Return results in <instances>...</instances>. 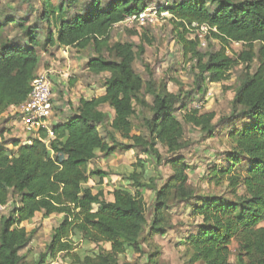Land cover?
<instances>
[{
  "label": "trees",
  "instance_id": "16d2710c",
  "mask_svg": "<svg viewBox=\"0 0 264 264\" xmlns=\"http://www.w3.org/2000/svg\"><path fill=\"white\" fill-rule=\"evenodd\" d=\"M20 1L30 12L15 16L0 10V116L27 100L42 66L41 51L57 46L92 49L86 68L106 75L105 94L81 98L66 119L52 124L54 137L41 130V137L30 143L14 138L0 142V204L8 208L0 216V264H48L61 255L69 264H130L122 260L127 253H143L141 238L147 226L146 240L165 235L172 228L169 209L178 204L201 219L186 236L189 263L264 264V0L158 4L170 13L184 57L192 62L199 93H205L208 84L229 79L236 67L244 69L229 115L223 119L230 144L224 155L227 164L214 166L209 178L217 184L226 179L233 198L197 193L189 183L191 166L183 154L189 143L176 113L185 110L184 122L205 134L217 127L215 114L188 110L191 92H172L154 78L144 61L146 44L153 43L146 32L139 43L111 41L116 25L156 0H61L55 8L46 0L41 11L33 0ZM201 24L215 28L206 51L193 31ZM233 43L242 49L231 55ZM137 60L143 62L148 80L135 69ZM106 105L114 110L113 117L104 110ZM117 151H136L129 174L90 168L99 152L110 156ZM149 161H154L157 173L149 172ZM164 164L170 165L172 174L159 186L158 166ZM113 176L122 181L113 188L110 201L103 184ZM91 179L95 185L89 184ZM147 190L156 194L150 224ZM37 213L63 217L45 249L28 259L21 251L36 230L28 231L23 223ZM234 243L236 263L231 262Z\"/></svg>",
  "mask_w": 264,
  "mask_h": 264
},
{
  "label": "rangeland",
  "instance_id": "374dc122",
  "mask_svg": "<svg viewBox=\"0 0 264 264\" xmlns=\"http://www.w3.org/2000/svg\"><path fill=\"white\" fill-rule=\"evenodd\" d=\"M166 0H156L152 6L164 3ZM35 8L42 10V6L47 4L46 0H33ZM50 2V3H49ZM48 5L52 4L55 8L61 0H49ZM151 7V6H150ZM0 10L4 13L10 12L15 16H21L28 12L30 9L26 6V2L20 0H0ZM51 10V9H50ZM30 12V11H29ZM146 34L153 40L151 45L146 44V53L144 54V61L150 65L154 73V78L159 83H164L172 92H182L187 94L192 93V97L188 99V110L196 108L199 104L200 115L215 114L214 122H218L217 127L211 134H205L200 128L184 122L183 116L185 110H178L176 115L183 121L185 128V138L188 141L187 148L183 151L186 159L191 166L187 173L189 176V183L197 191V193H216L223 194L229 198H233L228 181L225 179L222 184L211 182L209 178L213 175L214 166H222L227 164L225 160V152L230 149V144L227 139V131L223 128V119L229 115L230 102L235 95L236 88L240 84L244 69L238 66L230 73L229 79L221 83H212L206 85L207 91L199 93L195 84V72L192 62L185 59L183 49L178 43L177 30L170 17L160 19L158 22L140 26L138 24L130 25L122 22L116 25L112 31V43L133 41L140 42V36ZM191 37H194L191 35ZM209 42V41H208ZM216 48H219L217 41H213ZM209 46L202 47L201 50L206 51ZM242 45L233 43L229 50L231 55L239 52ZM43 55L42 66L39 72L49 71L50 68L56 66L57 73H49L57 77V81H53L54 89V112L50 118L49 124L58 121L57 117H64L68 112L76 108L77 101L81 97L90 98L97 91L103 87L105 74L95 75L86 69L87 59L90 55L94 54L92 49L84 51H77L76 48H69L68 55H64L61 47L49 48L46 51H41ZM66 56L69 59H66ZM70 65H67V63ZM78 63V64H77ZM135 69L142 75L145 80H148V72L143 65L142 61L137 60L134 64ZM66 67L65 71L62 68ZM55 70V69H54ZM63 72L67 73L64 75ZM37 73V74H38ZM71 80H74V85H71ZM148 100L152 102L151 96ZM76 103V104H75ZM105 111L110 113L111 117L114 116V110L109 106L103 107ZM142 121L138 118L135 120V125L139 127ZM137 132V131H136ZM138 133V132H137ZM3 134V136H2ZM2 136V138H1ZM23 130L22 123L17 116L16 107H11L6 114L0 116V142H9L11 139H20L23 141L29 138ZM12 148V145H8ZM160 150L165 155V149L160 147ZM138 153V152H137ZM136 151H117L116 155L111 157L105 156L100 152L90 168L98 167L104 168L110 173L129 174L132 164L136 162ZM133 162L131 165L130 162ZM154 161H149L146 166L149 167V172L157 173L154 170ZM130 166V167H129ZM244 166V165H243ZM126 168L128 171H126ZM133 170V168H132ZM116 171V172H115ZM158 171L162 178L158 181L161 186L168 177L172 174L170 165H159ZM238 171H243L242 165L238 167ZM119 177V176H118ZM114 178V177H113ZM112 178V179H113ZM120 178L116 179L119 184ZM108 181V180H107ZM109 186L112 182L107 183ZM95 182L91 179L90 184ZM239 192L242 193L243 189L240 188ZM147 202V220L150 224L154 216V205L156 201V194L154 191L147 190L145 194ZM8 208L3 214L7 212ZM169 214L172 219V228L168 230L165 235H155L151 240H146L149 228L145 229L142 236L143 253H127L126 257L122 260L130 264H191L188 261L186 254V236L193 231L201 219L191 215V209L185 207L183 204L173 205L169 209ZM58 215L45 216L38 214L24 225L28 231L36 230L28 247L21 251L22 254H28V259H32L38 253L45 249L47 242L54 226H56ZM232 255L231 262L237 261V245H231ZM64 255L60 259L65 260ZM197 264V263H196Z\"/></svg>",
  "mask_w": 264,
  "mask_h": 264
},
{
  "label": "built area",
  "instance_id": "2783aa9c",
  "mask_svg": "<svg viewBox=\"0 0 264 264\" xmlns=\"http://www.w3.org/2000/svg\"><path fill=\"white\" fill-rule=\"evenodd\" d=\"M168 17H170L169 11L159 6H151L136 15L128 17L124 22L130 25L138 24L144 26ZM213 29L215 28H211L207 24L194 26L193 31L200 39L202 47L207 46L208 36ZM68 48L69 47H65L64 49ZM49 73L50 71H44L36 75L31 83V92L27 100L16 107L17 116L22 123L23 130L30 135L29 138L24 139L22 143H30L33 138H40L41 130H46L50 138L54 137L53 123L49 124L50 118L54 112L53 81ZM196 108L200 109L201 106L196 104ZM6 208L7 205L0 204V216L4 213Z\"/></svg>",
  "mask_w": 264,
  "mask_h": 264
},
{
  "label": "crops",
  "instance_id": "0c3cea01",
  "mask_svg": "<svg viewBox=\"0 0 264 264\" xmlns=\"http://www.w3.org/2000/svg\"><path fill=\"white\" fill-rule=\"evenodd\" d=\"M62 49H63V52H64V55H68V50H69V48L68 49H64L65 47H61ZM66 59L68 60L69 59V57L68 56H66ZM87 61V60H86ZM78 64V63H77ZM67 65H70V63H69V61H68V63H67ZM55 69V70H54ZM87 69V68H86ZM57 70H58V68L56 67V66H54V68L52 69V68H50L49 69V71H50V73L52 72H54V73H57ZM66 70V67H63L62 68V71H65ZM63 74L64 75H67V73H65V72H63ZM57 77H55V76H53V75H51V79H52V81H57V79H56ZM93 96L92 97H99V96H102V95H104L105 94V88H104V86L103 87H101V89H99L98 91H97V94H95V92H93ZM92 97H90V98H92ZM81 98H87V97H81ZM80 98V99H81ZM80 99H79V101H80ZM79 101H77V105H76V107L78 106V104H79ZM76 104V103H75ZM107 106V105H106ZM71 112V111H70ZM70 112H68L64 117H57L56 119L57 120H60V119H66L67 118V116H68V114L70 113ZM7 113V112H6ZM6 113H4V114H6ZM3 114V115H4ZM3 115H1V116H3ZM55 122H57V121H55ZM55 122H53V123H55ZM123 152V151H122ZM117 153V152H116ZM116 153H114V154H112V155H116ZM100 154V152L98 153V155ZM112 155H110V156H108V157H111ZM97 158H98V156H97ZM133 162L131 161L129 164L131 165ZM130 167V166H129ZM101 168V167H100ZM101 169H103V170H105L104 168H101ZM130 171H132V168L130 167V168H128ZM128 169L126 168V171H128ZM106 171V170H105ZM116 172V171H115ZM116 174H118V172L116 173ZM114 177V178H113ZM113 177H111V178H108V179H106V181H107V183H109L110 181L112 182L109 186H107V184H106V182H104V184H103V188H104V192H105V197L108 199V200H110V201H113L114 200V196H113V194H112V190H113V188L115 187V186H117L118 185V183L116 182V179H118V178H120V176L118 177H116V176H113ZM113 178V179H112ZM91 181V180H90ZM122 180H120V182H121ZM89 184H90V182H89ZM90 185H95V182L93 183V184H90ZM38 214H43V213H37L36 215H38ZM44 215V214H43ZM55 215H58L57 217H58V220H57V223H56V225L58 224V222H60L61 221V219H62V215L61 214H52V215H49V217L50 216H55ZM45 216H48V215H45ZM36 217V216H35ZM34 217V218H35ZM33 218V219H34ZM32 219V220H33ZM32 220H30V221H32ZM30 221H26V222H30ZM26 222H24L23 223V225L26 223ZM25 226V225H24ZM55 227V226H54ZM53 231V230H52ZM106 247L109 249L110 248V244H107L106 245ZM48 264H69V262L65 259L64 261L62 260V259H60V256H59V258L57 259V260H54V261H51V262H49Z\"/></svg>",
  "mask_w": 264,
  "mask_h": 264
}]
</instances>
